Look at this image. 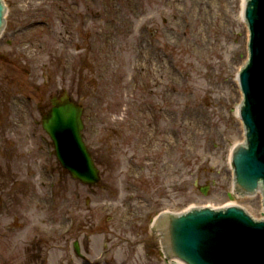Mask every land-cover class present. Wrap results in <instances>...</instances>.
I'll list each match as a JSON object with an SVG mask.
<instances>
[{"label":"rangeland","instance_id":"374dc122","mask_svg":"<svg viewBox=\"0 0 264 264\" xmlns=\"http://www.w3.org/2000/svg\"><path fill=\"white\" fill-rule=\"evenodd\" d=\"M4 1L0 264H168L151 223L161 211L235 202L257 216L258 197L231 189L228 156L245 138L234 83L248 55L242 0H210L206 21L190 0L176 4L182 13L170 0ZM151 45L174 75L159 86L138 70ZM64 93L85 107L96 185L61 167L43 129ZM196 111L195 134L181 116Z\"/></svg>","mask_w":264,"mask_h":264},{"label":"water","instance_id":"95a60500","mask_svg":"<svg viewBox=\"0 0 264 264\" xmlns=\"http://www.w3.org/2000/svg\"><path fill=\"white\" fill-rule=\"evenodd\" d=\"M245 9L251 56L240 74L245 94L240 114L247 128V145L238 147L234 165L239 186L251 196L259 192L261 183L264 189V0H248ZM4 12L0 0V32ZM82 114L83 107L65 95L53 101L43 127L54 141L62 166L74 178L95 184L100 180L99 169L83 139ZM159 222L164 224L170 255L189 264H264V221L254 220L241 208L196 209L179 217L163 214ZM76 248L79 251L77 242Z\"/></svg>","mask_w":264,"mask_h":264},{"label":"bare ground","instance_id":"6f19581e","mask_svg":"<svg viewBox=\"0 0 264 264\" xmlns=\"http://www.w3.org/2000/svg\"><path fill=\"white\" fill-rule=\"evenodd\" d=\"M180 1H183V0H170L169 2H172L173 4H174V6H175V9H174V12H176V13H178V12H180V13H182L180 10H179V8L177 7V5L176 4H178V3H180ZM191 1V4H192V8H191V10H190V14H191V16L192 17H194V18H200V17H202L201 19L202 20H204V21H206L207 19H208V14H211V12L210 11H208V9H207V5H208V3H210L211 5H212V2L210 1V0H190ZM246 2H247V0H242V7H241V13H240V15H238V16H236V20L237 21H241V20H243V22L246 24L247 22H246V20L244 19L245 18V13H244V8H245V4H246ZM206 5V6H205ZM196 7H197V9H196ZM199 9V11H200V13L199 12H197V10ZM211 9H212V7H211ZM214 11H215V13H216V9L214 8ZM217 16H219V14L217 15ZM226 16H228L229 18L230 17H232L231 16V12H227L226 13ZM174 17H176V20L174 21V22H172L174 25H178L179 23H180V21L181 20H179V18H177V16H176V14L174 13ZM247 25V24H246ZM193 35V34H192ZM193 37L194 38H198V36L197 35H193ZM249 38V34L247 35V39ZM246 39V40H247ZM247 42H248V40H247ZM139 55H141V53L139 54ZM247 57H248V55H246ZM141 57V56H140ZM246 60H247V58H246ZM244 62H245V60H244ZM244 62L240 65V67L244 64ZM165 63H164V61L162 60V58H161V55L158 53V52H156L155 51V48H154V45H151L150 47H149V49H148V51H147V53H145V55H144V59H143V64L142 65H140V67L138 66V70H139V72H140V69L142 70V71H146V72H148L149 73V75H150V77L153 79V81H154V83L157 85V86H159L160 84H162L161 83V80H160V77H161V75H163L164 73H167L168 74V76L171 78V79H173V77H174V75H173V73H171V71L169 70V69H167V67H166V65H164ZM240 67L238 68V71H239V69H240ZM238 73V72H237ZM235 84H236V86H237V88H238V92H239V94H240V98L239 99H241V97H242V94L240 93L241 91H240V89H239V80H238V78H236L235 79V82H234ZM240 103L241 102H237V105H236V108H235V112H236V114H237V116L239 117V110H240ZM201 114H199L197 111L195 112V116H193V117H190V113L189 112H187V114L185 113L184 115H182L181 117H182V119L184 118V124H185V128H186V130H188L189 132H193V133H199L200 132V129L198 128V127H195V125H197L198 123H194V121L196 120V119H200L201 118V116H200ZM202 120H200V122H201ZM171 135H173V133L171 134ZM172 137V136H171ZM167 133H166V137L165 138H167V139H169V142H170V144L172 143V138H171ZM171 138V139H170ZM243 143H246V142H243ZM240 144H242V143H239V144H235L233 147H232V149H235L236 148V146L237 145H240ZM231 153L232 152H230L229 153V158L231 157L230 155H231ZM231 170V169H230ZM170 175H174V173H175V171H174V169L172 168V167H170ZM232 188V191L233 192H235V191H238L237 190V186L235 185V182L234 183H232V186H231ZM243 192H245V193H247L248 194V192H246L245 190H242ZM239 192V191H238ZM236 193V192H235ZM240 194H244V193H241V192H239ZM249 195V194H248ZM263 195H264V191H263V187L261 186V188H260V190H259V192H257V193H255V194H253V195H249L250 196V199H251V204H253V203H255V201H256V198L258 197V199H259V206H260V209L259 210H256V209H254L255 211H257V216H255V217H253V218H257V219H264V206H263V204H262V197H263ZM232 203H235V202H229V203H227V204H232ZM261 204V205H260ZM208 206V205H207ZM200 207H204L203 205H200ZM250 207V206H249ZM194 208H197V205H191V206H189V208L187 207V208H185V209H183V210H181V211H171L170 209H168V210H166V211H168V212H174V213H176V214H179V213H184V212H187L188 210H190V209H194ZM251 208V207H250ZM252 210V209H251ZM253 211V210H252ZM254 212V211H253ZM254 216V215H253ZM161 231V230H160ZM157 236H158V238H161L162 239V237H161V233H158L157 232ZM167 247H168V245H167ZM167 251H166V249H165V253H164V255H167ZM168 260H169V262H170V264H186V263H183L182 261H180L179 259H176V258H171V257H169L168 258Z\"/></svg>","mask_w":264,"mask_h":264}]
</instances>
